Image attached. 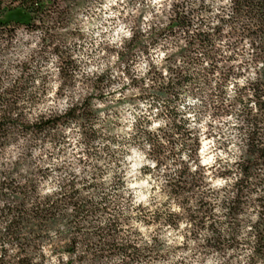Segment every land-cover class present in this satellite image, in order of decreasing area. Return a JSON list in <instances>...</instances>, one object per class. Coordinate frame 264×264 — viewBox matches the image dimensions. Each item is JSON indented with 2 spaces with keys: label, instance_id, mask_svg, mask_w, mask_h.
Masks as SVG:
<instances>
[{
  "label": "trees",
  "instance_id": "1",
  "mask_svg": "<svg viewBox=\"0 0 264 264\" xmlns=\"http://www.w3.org/2000/svg\"><path fill=\"white\" fill-rule=\"evenodd\" d=\"M91 1L0 0V46H5L0 47V264H155L176 248L158 232L186 226L184 237L194 241L195 252L225 256L241 252L244 245L247 264H264V0H229V9L213 17L205 15L203 0H162L148 29H132L116 52L122 59L155 45L179 47L183 65L174 70L167 65L176 80L193 82L189 92L205 95L213 116L235 112L239 153L209 164L196 156L200 131L173 104L162 111L163 125L157 129L145 125L129 138L103 129L93 98L102 74L95 75L88 95L67 98L64 109L38 108L45 97L33 85L38 77L44 86L49 74L40 69L29 73L28 65L36 62L42 67L46 55L55 53L61 79L57 93L71 84L73 59L63 50L71 43L60 31L70 27L81 3L84 7ZM19 28L38 34L39 47L5 67L3 52L10 44L6 37ZM245 39L251 51L243 64L218 65V41L230 52L225 59L234 60ZM250 64L253 75L245 77ZM170 84L160 83L153 95L164 96ZM75 135L74 159L67 160ZM139 140L148 145L153 168L164 166L168 207H143L129 192L124 144ZM177 141L183 146L189 142L188 159L174 150ZM10 146L16 147L17 156L7 161ZM107 159L113 164L111 178L104 175L109 169L102 160ZM108 182L116 197L106 192ZM216 207L224 209V217L216 215ZM249 209L255 211V219L241 235L239 226L247 221L244 214ZM135 224L150 228L148 237Z\"/></svg>",
  "mask_w": 264,
  "mask_h": 264
},
{
  "label": "rangeland",
  "instance_id": "2",
  "mask_svg": "<svg viewBox=\"0 0 264 264\" xmlns=\"http://www.w3.org/2000/svg\"><path fill=\"white\" fill-rule=\"evenodd\" d=\"M199 2L200 0H194ZM208 11L206 16L213 17L221 9H229V0H203ZM155 4V5H154ZM157 4L164 5L162 0H92L82 7V3L76 8L71 16L69 28L61 29L63 36L68 37L69 47H63L66 54L72 56L70 63L73 81L69 86H64L60 95V77L57 75L58 59L55 53L46 55L42 67L38 63L32 62L28 65V72L34 74L37 70L48 73V82L43 86L36 77L33 90L41 91L44 101L38 106L39 109L59 108L64 109L66 99L73 97L80 99L91 92L89 84L96 80L95 75L102 74L97 82L98 91L93 95L97 100L99 108V122L103 129L112 131L115 134L126 138L136 135L142 127L150 125L157 129L162 123V117L167 106L175 105L176 109L185 113L189 122L201 133L200 146L197 157L202 164H209L215 158L234 159L238 153V141L240 133L236 126L239 123L234 114L226 116H213L211 109L206 106V98L203 94L190 93L189 89L193 82H179L167 68L171 65H183L179 60L178 48L175 45L146 47L144 52L131 51L124 58L117 57L116 52L121 48L124 39L129 37L133 30L146 31L152 15L158 8ZM227 13V12H226ZM213 18H211V25ZM82 29L84 35L82 36ZM133 29V30H132ZM10 44L4 51L5 67H9L14 59H24L38 42V34L30 33L19 28L15 35L6 37ZM223 41H218L222 54L218 65L244 63V59L251 51L250 42L245 39L242 42L238 59L227 60L226 55L230 52L223 47ZM5 47V46H0ZM245 58H241L242 54ZM169 56V59L166 57ZM175 58L177 60H175ZM207 60H200L199 63L207 64ZM10 72L15 73V68H10ZM168 71V72H167ZM170 72V73H169ZM253 75V64L245 70L244 76ZM243 78H239V83ZM167 92L162 97H155L153 90L160 83H169ZM233 80L228 83L227 96L230 95ZM102 99V100H101ZM37 108L34 109V112ZM161 112V114H157ZM71 146H68L65 158L74 159L75 150L71 149L77 140L76 135L72 136ZM103 142H100V147ZM124 148L127 151L125 157L126 182L129 192L132 193L135 203H141L143 207L153 208L155 206L168 207L165 201L167 194L163 189L164 176L163 167L154 169V162L151 158L148 145L141 140L136 142H125ZM113 145L112 147H116ZM75 148V147H74ZM174 150L182 159H188L190 144L184 146L177 141ZM39 151H34L37 154ZM7 161L13 160L17 156L15 146H10L6 153ZM61 158H58L60 160ZM103 165L109 169L104 173L108 178L113 175V164L107 160H102ZM149 168V170H148ZM54 180V177L52 178ZM216 179L215 183H221ZM54 187V182L49 183ZM48 186V187H49ZM106 192L109 196L116 197L115 188L108 182ZM223 197V196H220ZM173 208V205H172ZM218 217H224V209L215 208ZM244 217L247 221L241 222L239 231L245 235L251 228V222L255 219V211L249 209ZM146 237L150 228L141 224H135ZM183 226V223H182ZM188 227V226H186ZM186 227L180 231L161 230L159 237L176 247L172 249L169 257L155 264H247L248 248L244 247L239 253L229 252L225 256L215 253L201 254L192 250L194 241L184 237L187 235ZM171 250V247H170ZM51 264H55L52 261ZM254 264H260L256 262Z\"/></svg>",
  "mask_w": 264,
  "mask_h": 264
}]
</instances>
